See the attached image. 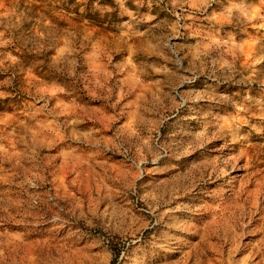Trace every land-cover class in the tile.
<instances>
[{
  "label": "rangeland",
  "instance_id": "obj_1",
  "mask_svg": "<svg viewBox=\"0 0 264 264\" xmlns=\"http://www.w3.org/2000/svg\"><path fill=\"white\" fill-rule=\"evenodd\" d=\"M0 264H264V0H0Z\"/></svg>",
  "mask_w": 264,
  "mask_h": 264
}]
</instances>
